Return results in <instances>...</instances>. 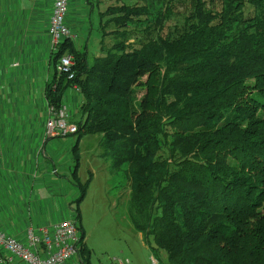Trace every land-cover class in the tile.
<instances>
[{"label":"trees","instance_id":"obj_1","mask_svg":"<svg viewBox=\"0 0 264 264\" xmlns=\"http://www.w3.org/2000/svg\"><path fill=\"white\" fill-rule=\"evenodd\" d=\"M84 2L100 10V56L91 64L77 36L65 40L45 87L55 109L73 87L80 97L77 231L93 179H79V145L92 136L129 183L132 225L157 264H264V0ZM64 56L71 79L57 72Z\"/></svg>","mask_w":264,"mask_h":264},{"label":"crops","instance_id":"obj_2","mask_svg":"<svg viewBox=\"0 0 264 264\" xmlns=\"http://www.w3.org/2000/svg\"><path fill=\"white\" fill-rule=\"evenodd\" d=\"M53 1L0 0V232L18 241L28 230L74 221L75 216L61 189L69 176L63 166L59 173L45 150L60 139L45 140L44 130ZM84 1H69L66 24L75 37L87 26L79 21L87 9ZM70 91L63 103L76 112L80 97Z\"/></svg>","mask_w":264,"mask_h":264},{"label":"rangeland","instance_id":"obj_3","mask_svg":"<svg viewBox=\"0 0 264 264\" xmlns=\"http://www.w3.org/2000/svg\"><path fill=\"white\" fill-rule=\"evenodd\" d=\"M98 9L94 7L93 12H89L90 8L87 7L85 15L84 13L80 15L81 25L87 26L78 33V40L75 41L78 49L86 45L91 64L95 58L100 56L98 46L100 41L98 12L100 10ZM73 20L75 21L76 17ZM111 41L107 39L108 43L113 42ZM70 92V90L66 92V98L71 95ZM79 104L80 98L78 106ZM62 105L66 104L62 103ZM49 107L52 106H48V109ZM69 110L72 115V118L71 115L69 118V123H71L77 111L75 112V108L72 107ZM47 139L51 138L45 137V140ZM75 140L76 136L54 139L45 148L47 155L55 158L53 162L58 171L63 166L68 176L73 167L72 147ZM79 149L81 154L78 172L80 181L84 183L88 173L93 176L85 198L79 206L80 221L78 224L81 228L78 236L83 235V245L89 253V263L117 264L116 261H128L129 264H157L142 235L137 233L132 225L129 183L122 176L109 175V162L99 158L98 138L84 137ZM57 187L59 188V185ZM61 189L62 195H65L66 199L71 202L74 209L76 205L72 202L78 199V191L71 187L68 180H62Z\"/></svg>","mask_w":264,"mask_h":264},{"label":"built area","instance_id":"obj_4","mask_svg":"<svg viewBox=\"0 0 264 264\" xmlns=\"http://www.w3.org/2000/svg\"><path fill=\"white\" fill-rule=\"evenodd\" d=\"M70 0H54L48 24L51 53H56L65 40H76L66 24ZM73 58L64 56L57 65V72L72 78ZM77 91V89L74 87ZM50 118L45 123V137L66 138L76 133V126L69 123L71 112L66 105L49 107ZM78 231L75 222L66 220L38 231L28 230L23 241L0 232V264H82ZM129 264L128 261H116Z\"/></svg>","mask_w":264,"mask_h":264}]
</instances>
